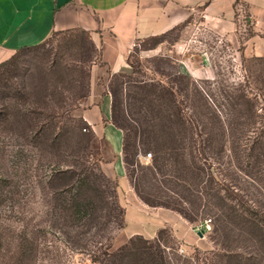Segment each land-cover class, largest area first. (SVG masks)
<instances>
[{
  "label": "rangeland",
  "instance_id": "374dc122",
  "mask_svg": "<svg viewBox=\"0 0 264 264\" xmlns=\"http://www.w3.org/2000/svg\"><path fill=\"white\" fill-rule=\"evenodd\" d=\"M235 17L222 28L196 15L134 46L133 75L102 79L124 131L131 183L178 207L196 226L213 218V232L195 235L196 244L168 227L156 239L137 235L118 249L110 246L124 207L117 181L103 169L104 142L74 111L49 117L56 102L64 99L74 110L89 90L99 51L88 36L61 34L16 53L0 80V264H264V32L246 12ZM186 59L204 74L182 70ZM60 61L80 71L59 79L51 70ZM163 87L173 89L165 92L173 111L162 107ZM175 112L185 125L167 121ZM147 129L155 132L152 141ZM171 132L173 143L164 137ZM168 143H177L188 167H201L198 188L188 191L172 176L175 150ZM155 156L153 177L148 166ZM58 168L69 171L60 175Z\"/></svg>",
  "mask_w": 264,
  "mask_h": 264
},
{
  "label": "crops",
  "instance_id": "0c3cea01",
  "mask_svg": "<svg viewBox=\"0 0 264 264\" xmlns=\"http://www.w3.org/2000/svg\"><path fill=\"white\" fill-rule=\"evenodd\" d=\"M236 11L246 12L264 32V0H0V64L54 32L86 31L99 51L90 68L89 92L72 111L103 140V169L118 184L124 215L113 249L137 235L156 239L168 227L185 244H196L199 229L178 211L148 205L138 196L128 176L124 131L113 122V94L103 77L133 75L131 54L141 41L164 35L196 15L224 28L235 21ZM197 68L191 59L181 65L193 76L204 74L202 67Z\"/></svg>",
  "mask_w": 264,
  "mask_h": 264
},
{
  "label": "trees",
  "instance_id": "16d2710c",
  "mask_svg": "<svg viewBox=\"0 0 264 264\" xmlns=\"http://www.w3.org/2000/svg\"><path fill=\"white\" fill-rule=\"evenodd\" d=\"M76 31H81L83 33V35L85 36H88L89 38V33L86 32V31H83V30H76ZM74 31H66V32H54L53 35L48 38L46 41H44L43 43L39 44V45H35V46H29V47H24V48H21L19 49L16 53L20 52V51H23V50H26V49H30V48H34V47H39V46H43L45 45L46 43H48L49 41H53L52 39L56 36H59L61 34H69V33H72ZM92 43V42H91ZM92 45L94 46V44L92 43ZM95 47V46H94ZM12 55V57L4 62H2L0 64V80H1V76H3V70L6 68V66H8L9 64H11V62L13 61L15 55ZM80 62L83 63L82 60H80ZM76 71H80V70H76V68H73V67H69L67 65H65V63L63 62H57L53 69L51 70L52 73H55V75L59 78V79H64L66 76H69L71 75L72 73L76 72ZM50 81V80H48ZM170 90H173V89H168L166 87H163V94L161 95L160 97V101H161V104H162V107L166 106L168 103H166V100H165V92L166 91H170ZM89 90L86 92V93H81L79 94V100L80 98H83L85 96H87ZM173 92V91H172ZM174 94V93H173ZM56 102V101H55ZM49 105V104H48ZM67 105V102L64 100V99H61L60 101L56 102L55 103V108H54V111L50 113L49 117L50 119H52V117L54 116H60L63 117L64 115L66 114H69L73 109H71L70 107L67 108L66 107ZM114 105V104H113ZM173 111L174 110V105L172 103H169L168 104V111ZM180 110V109H179ZM162 111L159 112V114L161 113ZM166 113L167 111L165 110V112L163 111V114L161 116H158L157 118H159L158 120L161 122L162 119H164L166 117ZM169 120H167L171 126L175 125V124H183L185 125V122L183 121L182 118H180V115L177 114V112H175L173 114V116L171 117L170 115L167 116ZM166 120V119H165ZM165 120H163V124H165ZM166 121V122H167ZM113 122L118 126L120 127L117 123H116V120L113 116ZM153 127H155L154 124H152ZM121 128V127H120ZM146 132V133H145ZM144 132V136H147L148 137V140L152 141L151 137L153 136V134L151 132L153 131H149V129L145 130ZM148 132V133H147ZM155 134V132H153ZM175 132H171L170 134H165V138H168L170 141V143H173L174 141H177V140H174V139H171L170 135L173 134ZM56 136V135H55ZM174 136V135H173ZM58 137H54V141H57ZM169 144V143H168ZM125 139H124V152H125ZM177 143L173 146L172 144H169L168 145V149L174 151L173 152L174 154L173 155H170V158L174 161V173H171L173 177H177V179L181 180L183 183L186 184V187L187 190L191 191L193 189L192 185H194L195 188H198L200 182H201V178H202V174H201V167L199 166H192V167H188L186 165V162L184 160V158L177 152V149L178 147L176 146ZM170 146V147H169ZM173 146V147H172ZM153 154V153H152ZM159 159H160V156H155L154 159H152V163L151 165L148 166L149 168V174H151V176L153 175V177L155 176L156 174V171L159 169ZM193 161L195 162V159H193ZM68 168L67 169H57V174H66L68 173ZM186 172V173H185ZM164 174V173H163ZM186 174V175H185ZM69 175V174H68ZM72 175L66 177L67 180L70 179ZM142 179L144 184L146 182L145 179H147L148 177V174L147 173H144V171H142ZM150 176V175H149ZM61 179H65V178H61ZM85 182L82 181V185L84 184ZM118 185V184H117ZM135 191L137 192L138 196L145 202L147 203L148 205H151V206H161V207H166V208H170V209H173V210H176L178 211L179 213L183 214V211H181V209H179L178 207H174V206H171L170 204L164 202V201H160L158 199V196L156 195H152L149 191H147L146 189V186L144 185H139V184H132ZM192 187V188H190ZM117 188V187H116ZM194 190V189H193ZM198 190V189H197ZM174 194L178 195V198L181 199L182 202H191V200H189V197H186L184 195H181L179 193H176L173 191ZM200 198V196H199ZM206 203H207V199L205 200ZM220 201V199H219ZM219 201L217 199H210V203H213V202H216V204H219ZM231 209V213H232V208ZM226 220L229 221V223H232V215L231 213H229V211H226ZM187 217V216H185ZM212 219V222H213V229H212V232L214 230V221H213V218ZM205 219H203L202 221H204ZM251 226L252 228H255V229H258L259 226H258V222H255V221H252L251 223ZM110 246H112V244H110ZM238 264H244L242 263V261L239 260Z\"/></svg>",
  "mask_w": 264,
  "mask_h": 264
},
{
  "label": "built area",
  "instance_id": "2783aa9c",
  "mask_svg": "<svg viewBox=\"0 0 264 264\" xmlns=\"http://www.w3.org/2000/svg\"><path fill=\"white\" fill-rule=\"evenodd\" d=\"M153 154L151 152L147 153L145 155L146 159H150L152 158ZM197 228L199 229V231H203V232H211L212 228H213V223H212V219H205L204 221H201L199 223V225L197 226Z\"/></svg>",
  "mask_w": 264,
  "mask_h": 264
},
{
  "label": "water",
  "instance_id": "95a60500",
  "mask_svg": "<svg viewBox=\"0 0 264 264\" xmlns=\"http://www.w3.org/2000/svg\"><path fill=\"white\" fill-rule=\"evenodd\" d=\"M198 232H199V235H201V236L203 235V232L202 231H198Z\"/></svg>",
  "mask_w": 264,
  "mask_h": 264
}]
</instances>
